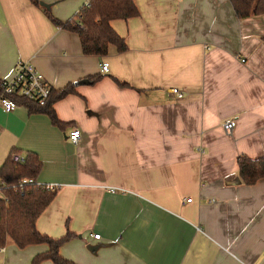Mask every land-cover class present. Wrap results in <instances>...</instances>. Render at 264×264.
I'll use <instances>...</instances> for the list:
<instances>
[{"label": "crops", "instance_id": "0c3cea01", "mask_svg": "<svg viewBox=\"0 0 264 264\" xmlns=\"http://www.w3.org/2000/svg\"><path fill=\"white\" fill-rule=\"evenodd\" d=\"M39 1L51 7L0 0V80L26 60L54 91L75 86L53 104L62 125L0 105V170L13 150L33 152V179L59 186L39 231L73 232L60 253L77 264H264V178L244 183L238 163L264 156V14L239 18L230 0H134L139 15L111 21L127 50L97 56L51 18L67 22L88 0ZM48 250L9 242L0 264Z\"/></svg>", "mask_w": 264, "mask_h": 264}, {"label": "trees", "instance_id": "16d2710c", "mask_svg": "<svg viewBox=\"0 0 264 264\" xmlns=\"http://www.w3.org/2000/svg\"><path fill=\"white\" fill-rule=\"evenodd\" d=\"M33 1L40 4L39 0ZM230 1L239 18L264 14V0ZM46 11L51 16L50 12ZM137 15L139 9L134 0H88L75 17L67 22H61L53 16L51 18L56 24L79 34L84 54L104 56L108 53L110 45H115L120 52L128 48L125 39L112 27L111 21ZM78 21L83 27L77 24ZM98 79L99 77H95L93 81ZM73 92H75L73 84L58 91L53 90L45 105H39L22 96H16L14 99L18 104L28 107L30 113H47L54 124L62 125L53 104ZM16 151H12L0 170V179L4 182L3 195L0 196V250L9 242H13L21 249L33 244H47L49 250L36 255L31 264H41L46 260H51L55 264H77L60 253L61 246L75 236L73 232L54 238L41 233L37 228L39 216L52 202L56 191H51L43 185H28L22 194L13 188V185L19 184L24 178H36L42 165L38 155L33 152L27 154L24 163H15L12 154ZM238 163L244 183L251 185L264 178V156L257 158L242 156Z\"/></svg>", "mask_w": 264, "mask_h": 264}, {"label": "built area", "instance_id": "2783aa9c", "mask_svg": "<svg viewBox=\"0 0 264 264\" xmlns=\"http://www.w3.org/2000/svg\"><path fill=\"white\" fill-rule=\"evenodd\" d=\"M79 26L83 25L77 22ZM109 63L103 62L101 70L109 72ZM53 88L47 82L44 74L31 62L26 60H19L14 68V74L11 77L3 78L0 80V105L3 110L10 112L18 107L17 101L14 99L16 96H22L30 101H34L39 105H45L50 99ZM172 92L176 93L178 97L184 96L183 92L178 88H173ZM237 124L235 118L226 120L222 127L227 134H231ZM82 138V133L79 129L74 128L69 133V139L73 144H78ZM12 159L15 163H24L25 158L19 154H12ZM28 185H43L51 191L58 190L59 186L55 184H41L33 178H24L17 185H13L16 191L24 194ZM4 182H0V194L3 193ZM115 192V188L110 189ZM191 202V199L187 200ZM100 234H94V238L99 239Z\"/></svg>", "mask_w": 264, "mask_h": 264}, {"label": "water", "instance_id": "95a60500", "mask_svg": "<svg viewBox=\"0 0 264 264\" xmlns=\"http://www.w3.org/2000/svg\"><path fill=\"white\" fill-rule=\"evenodd\" d=\"M39 3H40V5H42L43 7H45V8H50L51 7V5L50 4H48V3H45V2H43V1H39ZM78 83H84V81H81V82H78Z\"/></svg>", "mask_w": 264, "mask_h": 264}]
</instances>
